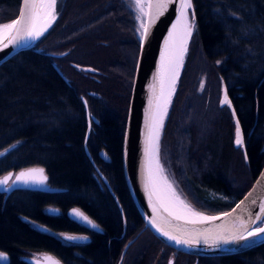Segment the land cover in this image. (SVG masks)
Returning a JSON list of instances; mask_svg holds the SVG:
<instances>
[{"label": "trees", "instance_id": "16d2710c", "mask_svg": "<svg viewBox=\"0 0 264 264\" xmlns=\"http://www.w3.org/2000/svg\"><path fill=\"white\" fill-rule=\"evenodd\" d=\"M18 8L19 0H0V23L13 20ZM192 9L196 27L163 123L159 156L171 166L192 208L216 215L236 203L264 164V0H192ZM127 14L123 0H62L54 24L34 45L38 51L18 52L0 65V151L10 148L0 157V176L41 167L48 185L63 189L0 193V252L7 254L8 264H29L23 258L32 252L49 253L63 264H150L156 246L165 253L154 264H167V251L174 252V264H264V243L242 253L196 257L167 247L144 228L124 180L121 158L139 51ZM127 47L132 68L124 61ZM61 52L65 54L60 58L49 55ZM198 61L203 65L196 73ZM124 65L129 66L127 81L111 73ZM203 71L204 96L187 102L190 83ZM220 84L242 128L247 159L233 146L229 110L217 106ZM82 98L98 120L91 121L86 141L91 160L84 151L87 123ZM194 100L202 114L206 111L204 118L197 109L194 116L206 119L204 130L192 117L184 127L190 112L186 108ZM247 177L248 185L236 184ZM48 208L59 213H47ZM71 208L80 209L101 231L70 219L66 213ZM64 233L87 235L89 240L72 244L60 238ZM135 236L136 246L124 262L130 249L126 242Z\"/></svg>", "mask_w": 264, "mask_h": 264}, {"label": "snow or ice", "instance_id": "6c2138e0", "mask_svg": "<svg viewBox=\"0 0 264 264\" xmlns=\"http://www.w3.org/2000/svg\"><path fill=\"white\" fill-rule=\"evenodd\" d=\"M138 10L137 19L140 20L139 32L140 47L143 48L150 32V23L164 15L169 4L173 0H133ZM59 0H22V6L19 8L18 18L10 23L0 24V45L4 48L9 44H15L20 40L30 39L37 40L43 36L52 26L57 18ZM147 9V10H146ZM154 9V10H153ZM192 9V0H179V9L176 22L173 23L169 31L168 38L165 41V49L161 52V64L155 75V81L159 84L157 91L155 86L152 88V96L149 99V110L146 114V130L144 140L145 170L146 183L145 187L150 188L149 201L152 211L157 219L163 221L158 225L155 220L149 221L152 227L161 235L177 245H193L199 243L201 239L205 244L228 243L235 240H247L250 237H257L264 234V227L257 226L249 228L245 222H241L240 230L222 229L213 232L211 229L199 230L189 229L186 225H196L205 222L220 219L219 216H208L201 212L195 211L192 206L186 203L173 190L172 185L163 177V168L159 161V137L163 127L164 117L167 115V107L171 102V94L175 90L176 79L179 75V68L182 66L184 54L187 51L189 39L195 30V12ZM147 17V20L142 19ZM7 41V43H5ZM217 63H220L219 61ZM86 103V102H85ZM222 106L227 105L231 108V101L225 91L223 98L220 100ZM233 116L235 111L233 110ZM87 140V138H86ZM235 144L243 147L244 137L239 121L236 122ZM4 153L0 152V156ZM245 159L247 155L245 153ZM12 173L0 178V186H6L5 191L11 187L9 180ZM47 180L43 168H32L22 171L16 175L12 184L22 182L28 184L42 185ZM158 180L163 181V189L158 191ZM162 192L164 194H162ZM153 196L156 202L152 203ZM247 199V198H246ZM255 203V201H253ZM243 204V201H241ZM239 207V205H238ZM163 209L171 219H165L160 216V210ZM235 211V209L233 210ZM261 212H264V204L261 205ZM73 215L82 219L92 227H98L84 215L80 210L73 209ZM222 216H230L231 213H222ZM177 222L173 224L172 221ZM261 220L257 214L251 221ZM228 235L225 236L224 232ZM67 240L85 239L84 237L65 236ZM4 253L0 252V260H6ZM45 264H59L52 257H44ZM39 264V262H38ZM171 264V262H170Z\"/></svg>", "mask_w": 264, "mask_h": 264}, {"label": "water", "instance_id": "95a60500", "mask_svg": "<svg viewBox=\"0 0 264 264\" xmlns=\"http://www.w3.org/2000/svg\"><path fill=\"white\" fill-rule=\"evenodd\" d=\"M21 6H22V0H19V8ZM19 8H18L17 15L14 19L18 18L19 16ZM178 9H179V0H173V2L169 4L164 15L156 19L154 23H150V32H149V35L146 41L144 42L143 48L140 47V43H139V51H138L136 64H135L134 75H133V80H132V85H131V90H130V97H129V102H128V108H127V115H126L125 124H124V131H123L121 158H122V169H123L124 180H125L129 195L131 197V200L144 223V228H146L155 238H157L161 243H163L167 247L179 253L196 256V257L197 256H215V255L220 256V255H230V254L242 253L248 250L249 248H252V247H255V246H258L264 243V234H261L257 237H250L247 240H240V242H238L239 240H235V241H230L228 243L205 244L203 240L201 239L199 243H196L193 245H184V244L177 245L174 241L168 240L166 237H164L159 232H157L156 229L152 227L151 223H149V221L155 220L158 225H161L163 221L160 219H157V216L153 213L151 203L149 201V191L151 189L145 187L146 170H145L144 140H145V130H146V114L149 110V99L153 94L152 88L153 86H155L156 88L157 82L155 81L154 78L157 73V66H158V60H159L162 43L164 41L166 34L168 33V30L170 28V25L174 17L176 16L178 12ZM189 11L191 12L193 11V9ZM57 15H58V12H57ZM145 20H147V17H145ZM43 36H41L37 40H30V39L20 40L15 44H9L8 47L6 48L0 45V65L4 63L5 61H7L8 59H10L15 54H17L18 52L34 48V45ZM5 43H7V41H5ZM187 48H188V45H187ZM34 50L38 51V49H34ZM52 55L56 56V54H52ZM185 56H186V53L184 55V59H185ZM184 59H183V62H184ZM53 66H54V69L57 71V73L61 76V78L67 81V79L63 76L60 70L55 65ZM182 67H183V63L180 68V72L177 77L176 84L178 82ZM175 88H176V85H175ZM225 91H226L225 88L221 89L220 100L223 98ZM174 92L172 94V97L174 95ZM82 102H83V105L86 111V123H87V128H86L85 137H84V151L87 157L90 159V155H89V152L86 146V141H87L86 138H88L89 136L91 121L94 123H97L98 120L94 116L89 115L87 104L85 103L86 101L84 98H82ZM219 105L222 107L220 102H219ZM224 106H226L227 109L229 110L233 124H234L233 146L235 148H240L244 153V145L243 147H238L235 144V128H236V122L238 121V119L236 117V114L235 116H233L234 108L232 106V103H231V108H229L227 105H224ZM165 117H164V120H165ZM160 134H161V131H160ZM9 149L10 148H6L0 152L6 154L9 151ZM101 155L104 157L102 153ZM93 166L98 176L102 179V181L108 187V189L111 190L106 178L103 176V174L98 170V168L94 164ZM32 168H41V167H30V168L22 169L16 172L9 171L6 174L0 176V178H2L3 176L8 175L9 173H12V176L9 180V184L11 185V187L8 188L7 191H5L4 188L6 186H0V193H5L6 195H8L12 191L16 189H22V188L31 189V190H40V191H45V192H60L63 190L60 188L50 187L47 183V180L42 185L33 184L31 182H29L28 184H24L22 182H16L15 184H12V181L15 180L16 175L18 173L22 171H26L27 169H32ZM44 175L46 176L45 172H44ZM241 201H243V204H241ZM253 201H255V203H253ZM155 202H156V199L153 196L152 203H155ZM262 204H264V164L260 168L255 178L253 179V182L251 186L249 187V189L238 199V201L229 210L226 211L227 213H231L230 216H222L221 215L222 213L216 214V215H208V216H219L220 219L210 221L207 223H203V224L186 225V227L189 229H193V228L199 229L201 231L206 230V229H211L213 230V232H216L222 229H229V228L233 230H240L241 222H245L249 228H255L260 224L261 220L264 217V212H261ZM73 209H78V208H71L66 213L70 219L74 220L75 222L81 225L89 227L91 229L100 230V227L94 221L93 223L98 226L96 228L92 227L91 225L83 221L82 219L73 215ZM234 209L235 211H233ZM47 213L58 214L59 210L57 208H48ZM83 214L86 215L85 213ZM257 214L261 216V220H257L255 221V223H252L251 221L255 218ZM160 216L165 219H171L170 217H168L167 213L163 211V209L160 210ZM172 223L175 224V223H182V222H177L173 220ZM263 226L264 224L261 227ZM39 228L45 231L48 230L47 228L42 227V226H39ZM69 235L76 236V237H84L85 239H76V240L65 239V236H69ZM224 235L227 236L228 233L225 231ZM60 238L72 244H80V243H84L89 240L87 236L69 234V233L61 234ZM4 254L7 259L0 260V264H8L9 262V258L7 254L6 253ZM46 256L52 257L56 261H59V264H63L58 258H56L55 256L49 253H40L36 257L27 256V257H24L23 260L29 264H38V262L39 264H45L44 257ZM193 264H196V262H194Z\"/></svg>", "mask_w": 264, "mask_h": 264}, {"label": "rangeland", "instance_id": "374dc122", "mask_svg": "<svg viewBox=\"0 0 264 264\" xmlns=\"http://www.w3.org/2000/svg\"><path fill=\"white\" fill-rule=\"evenodd\" d=\"M123 2L126 4V7H127V9H128V11H129V15L127 14V19H128V24H127V26L129 25V31H130V33L131 34H133V36H134V38L136 39V41H137V43H140V39H139V32L137 31V29L139 28V24H140V20H138L137 19V15L139 14L138 13V10H137V8L135 7V4H134V2H133V0H123ZM61 6H62V0H59V4H58V10H57V12H59L60 10H61ZM142 19H145V17H142ZM10 22V21H9ZM4 23H8V22H3V23H0V24H4ZM100 23V22H99ZM97 25V24H96ZM95 26V25H94ZM94 26H90V29H91V27L93 28ZM97 26H99V24L97 25ZM128 32V31H127ZM128 35L130 36V34L128 33ZM195 43V42H194ZM33 49H36V48H33ZM110 49H112V47H110ZM115 49V48H114ZM119 50V49H118ZM193 50H194V45H193V47H192V49H191V51L193 52ZM120 51V50H119ZM52 54H54V53H50L49 55H51L52 56ZM65 54V53H64ZM56 55H58V54H56ZM124 61H126V63L127 64H129L130 65V67L132 68V62H133V55H132V51H131V49H130V47H127V49H126V51H124ZM137 57V56H136ZM197 64H196V73H198V70H199V66H200V69L202 68V63L200 62V61H198V62H196ZM121 70H120V72H115V71H111V73H115L114 75H116V74H118V75H120V76H122L123 77V79L125 80V81H127L128 79H127V74L126 73H128L129 72V66H121V68H120ZM80 70H82V68H80ZM84 70V69H83ZM96 73V72H95ZM120 73V74H119ZM193 73H195V72H193ZM129 74H130V72H129ZM201 76L197 79V81L195 82L194 81V84H192V83H190V86H189V90H188V94H187V96H188V98H187V102L189 101V99L191 100V98H199V96H204V90H205V87H206V83H207V81H206V77H205V71H203L202 73H199ZM133 75H134V73H133ZM133 79V78H132ZM223 88V86L220 84L219 85V89H220V91H221V89ZM216 100H217V106H220L219 105V102H220V92H219V95H218V98L216 97ZM197 105H198V103L194 100V101H190V105L188 104V107L186 108V110L187 109H189L190 110V112L187 110V116H186V120H184L185 121V124H184V127L185 128H188V126H189V123L191 122V120L193 119V121L194 122H196L197 120L196 119H198V118H196L195 119V111H196V109L198 110V111H200V112H198V113H201V115L203 116V114L206 112V111H204V109H203V114H202V110H201V108H197ZM186 106H187V104H186ZM201 106H202V104H201ZM221 107V106H220ZM227 108L226 106H222L221 108ZM203 108V107H202ZM215 109L216 108H213V111H215ZM185 110V111H186ZM212 110V109H211ZM227 110V109H226ZM210 112V111H209ZM189 113V114H188ZM197 113V114H198ZM210 114H211V112H210ZM190 115H192V116H190ZM191 117H192V119H191ZM96 118V117H95ZM203 118H204V116H203ZM191 119V120H190ZM200 122V125H201V130H204V123H206V119L204 120H202V118H199L198 119V122L197 123H199ZM165 160V157L164 156H162V155H160L159 156V161H160V165H161V167L163 168V176L165 177V178H167V181L172 185V187L175 189V191L180 195V197L186 202V203H188L187 202V200L185 199V197L183 196V194H182V191H183V188L181 187V185H180V183L178 182L179 180L176 178V174L174 175L173 174V172H172V170H171V166L168 164V162L167 161H164ZM253 182V181H252ZM236 184H238V186H240V187H244L245 185H248L249 184V178L247 177L246 179H240L239 181H237L236 182ZM252 184V183H251ZM219 198H223V197H220L219 196ZM238 201V200H237ZM236 201V202H237ZM189 204V203H188ZM194 209V208H193ZM195 211H197L196 209H194ZM197 212H199V211H197ZM202 213V212H201ZM204 214V213H203ZM207 215V214H206ZM29 222V224L31 225V226H35V224L33 223V222H31V221H28ZM264 224V222L263 223H261L260 222V224L258 225V226H262ZM51 234H53L54 236H59V234H56V233H53V232H51ZM143 238V237H142ZM161 253H159L158 255H160ZM39 254H37V253H29V256H31V257H36V256H38ZM154 259L151 261V263L150 264H154L155 263V261H156V256L155 257H153ZM174 258H176L175 257V255L174 254H170L169 255V257H167V260H166V262H167V264H170V262H171V264L173 263L174 264ZM148 259V257L145 259V260H147ZM180 262H181V260H180ZM183 262V264H187V263H185V261H182ZM189 264V263H188ZM190 264H192V263H190Z\"/></svg>", "mask_w": 264, "mask_h": 264}, {"label": "flooded vegetation", "instance_id": "af4514ba", "mask_svg": "<svg viewBox=\"0 0 264 264\" xmlns=\"http://www.w3.org/2000/svg\"><path fill=\"white\" fill-rule=\"evenodd\" d=\"M64 55V52H61V53H58V55H56V56H53L52 55V57H56V58H60V57H62ZM54 65V64H53ZM54 67V66H53ZM57 67V66H56ZM80 70V69H79ZM87 104V103H86ZM90 115V114H89ZM90 116H92V115H90ZM93 221V220H92ZM79 224V223H78ZM81 225V224H80ZM82 226H84V225H82ZM86 227V226H85ZM86 228H88V229H90V230H93V231H101V229L100 230H94V229H91V228H89V227H86ZM85 236H87V235H85ZM136 237L137 236H135L134 238H132V239H130V240H128L127 242H126V247H127V245H129L130 246V249L128 250V253L125 255V259L126 260H124V262H127V259L129 258V256H130V254H132V251H133V249H134V247L136 246L135 245V243L133 244V242H135L134 240H136ZM153 251H154V253H155V256H156V260H158L159 258H161L162 256H163V254L165 253V250L164 249H162V250H158L157 251V248H156V246L155 247H153ZM159 253H161L160 255H158ZM170 254H174V252H172V251H167L166 252V258L167 257H169V255ZM175 255V254H174ZM144 259H146V257L144 258ZM194 262H196V261H194ZM193 262V263H194ZM192 263V264H193ZM121 264H125V263H123V261L121 262ZM196 264H197V262H196Z\"/></svg>", "mask_w": 264, "mask_h": 264}, {"label": "bare ground", "instance_id": "6f19581e", "mask_svg": "<svg viewBox=\"0 0 264 264\" xmlns=\"http://www.w3.org/2000/svg\"><path fill=\"white\" fill-rule=\"evenodd\" d=\"M147 10V9H146ZM177 15H178V12H177V14H176V16L174 17V19H173V21H172V23H171V25H170V28H169V30H168V33L166 34V36H165V38H164V41H163V43H162V47H161V51H160V55H159V60H158V66H157V71H158V68H159V66H160V64H161V52H162V50H164L165 49V41H166V39L168 38V35H169V31L171 30V28H172V25H173V23H175L176 22V19H177ZM190 40V39H189ZM189 42V41H188ZM185 55V54H184ZM183 59H184V57H183ZM181 68V67H180ZM180 68H179V72H180ZM177 80V79H176ZM175 85H176V83H175ZM156 90L158 91L159 90V84L158 83H156ZM173 94V93H172ZM172 94H171V97H172ZM169 106V105H168ZM167 109H168V107H167ZM164 177V176H163ZM173 188V187H172ZM163 189V181L162 180H158V191H161ZM173 190L175 191V189L173 188ZM176 192V191H175ZM162 194H164L163 192H162ZM176 194L180 197V195L176 192ZM154 198L156 199V197L154 196ZM180 199H182L181 197H180ZM183 200V199H182ZM205 223H207V222H205ZM203 224V223H202ZM264 227V226H263ZM238 242H240V240L238 241Z\"/></svg>", "mask_w": 264, "mask_h": 264}]
</instances>
